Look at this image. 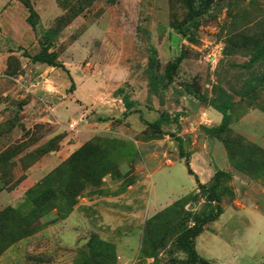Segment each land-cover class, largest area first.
I'll use <instances>...</instances> for the list:
<instances>
[{
	"label": "rangeland",
	"instance_id": "obj_1",
	"mask_svg": "<svg viewBox=\"0 0 264 264\" xmlns=\"http://www.w3.org/2000/svg\"><path fill=\"white\" fill-rule=\"evenodd\" d=\"M58 1L64 6L20 0L26 17L25 5L36 14L35 40L55 54L63 69L55 68L70 82L69 72L82 83V99L73 94L75 83L63 90L54 71L22 56L34 54L30 46L0 56V264H171L170 257L184 258L168 223L194 209L179 201L196 185L152 215L146 209L152 185L160 203L188 187L182 163L190 165V157L197 172L199 163L230 175L222 213L193 240L197 255L208 264H264V157L249 158L247 148L248 158L237 155V144L264 153L261 61L252 70L262 83L249 97L228 90L249 76V53L264 46V0H211L186 37L177 31L186 14L181 0H93L68 23L58 19L79 0ZM49 30L54 39L47 40ZM149 49L159 73L167 63L177 67L147 104L140 91H146ZM218 87L234 105L226 130L216 134L222 117L210 103ZM122 96L133 102L125 116ZM100 105L114 115L97 117ZM160 113L167 115L160 132L146 128ZM225 144L246 172L230 163ZM179 158L182 163L167 168ZM71 214L80 221H65ZM70 226L79 229L75 241L66 232Z\"/></svg>",
	"mask_w": 264,
	"mask_h": 264
},
{
	"label": "trees",
	"instance_id": "obj_2",
	"mask_svg": "<svg viewBox=\"0 0 264 264\" xmlns=\"http://www.w3.org/2000/svg\"><path fill=\"white\" fill-rule=\"evenodd\" d=\"M93 0H79L75 9L70 7V15H62L59 17L58 22L68 23L71 21L76 15L81 13L84 6H88ZM107 3H113L115 0H105ZM186 8V14L178 27V33L186 37V33L189 32L190 28L196 26L200 18L207 12V9L211 7V0H181ZM56 2L64 6L63 3L56 0ZM28 11V15L25 19V22L30 26V28L35 32V28L37 25V18L36 14L31 10L28 5H25ZM45 36L47 40H51L52 38L56 37L55 31L49 30L45 32ZM39 44V42H37ZM154 50H148V62L144 68V79L146 82V97L145 102L149 104L151 102V97L158 98L160 94V89L167 86L172 78L171 71L177 67L176 62L167 63L163 73H159L155 69L156 60L154 58ZM22 56L29 59L31 63H40L46 64L51 67H60L63 69L62 65L58 64L55 59V54L52 51H48L42 44H39V50L33 54L29 55L25 51L22 52ZM12 59V57H10ZM261 61V70L264 71V46L262 47H255L249 53L248 64L245 65V68L249 71V76L247 78L239 79L238 83L235 85L229 86L228 90L234 93L239 98L249 97L262 83V76H258L254 70H252L254 63ZM18 74L22 73L21 69L17 70ZM72 82L70 83V88L72 87ZM186 92L189 93V90L186 89ZM122 106L126 112H123L122 115L125 116L127 114V110H129L133 102L122 96L121 98ZM234 102L229 97L228 91L221 87H218V93L216 99L210 103V106L218 113L221 114L222 120L218 124L215 129L216 134L221 133L226 130V124L228 123V112L233 107ZM167 120V115L160 113L159 116L153 120L152 122L145 123L146 128L152 129L154 132H160V125ZM176 122V119L173 120ZM178 141V148L180 151L183 150L182 145ZM226 152L228 155V159L230 163L236 168L240 167L236 165L233 160L234 152L226 146ZM239 148L237 155L238 157H243V159L248 158V156L244 153V148L251 149L252 151L249 152L251 156L258 155L260 157H264V153L254 150L252 146L246 147L242 144H237ZM183 156H180L182 158ZM249 163V162H248ZM251 164V163H250ZM184 166L186 168V172L189 175L194 177L195 181V193H192L184 198L181 201L184 205L187 203H191L194 207L192 210H183V214L178 217L176 222H167L169 227L173 229L174 236H175V244L177 246V250L184 255L182 259H176L170 257L169 260L171 264H189V263H199V264H208L210 261L202 259L199 257L194 249L193 240L196 236L200 234L203 229V226L207 222L215 221L219 215L222 213V209L220 206V201L222 198L223 193L225 192V182L229 180L230 175L226 172L221 170H215L210 178L205 183H200L193 172L190 170L187 161L184 162ZM240 169L244 172L247 170L244 166L240 167ZM199 205L198 208H195ZM169 208L164 209L161 213L165 214ZM70 207L67 206L66 213H69ZM160 213V214H161ZM159 213L153 215L146 221V225H151L157 218L159 217ZM166 219H163L165 222ZM159 247H164V244H153ZM152 259L157 257V253L153 248L152 253L150 254ZM159 264V263H158Z\"/></svg>",
	"mask_w": 264,
	"mask_h": 264
},
{
	"label": "crops",
	"instance_id": "obj_3",
	"mask_svg": "<svg viewBox=\"0 0 264 264\" xmlns=\"http://www.w3.org/2000/svg\"><path fill=\"white\" fill-rule=\"evenodd\" d=\"M24 10H25V8L22 5V3L20 2V0H0V50L5 49V50L9 51L11 49H14L13 46L16 48H19V49H22V48L24 49V48H27L28 46H30L33 49L32 51L34 52V54L39 50V45H38L37 41L35 40V34H34L33 30L30 28V26L25 22L26 16H25ZM16 12H20L22 14V17H23L22 22H18V20L16 18V14H17ZM16 22H17V24H16ZM33 47H36L35 50ZM9 53L14 55V53L12 51H9L8 53H0V56L4 57V54L8 55ZM32 64H34V67H41V70L43 69L44 72H47L50 70L54 71V74H55L54 78H56L58 80L56 82H58L62 85L63 90L67 87V84L70 85L71 82L67 78L66 73L63 74L62 70H58L55 67H51V66H48L46 64H40V63H32ZM0 67H1V65H0ZM65 67H66V69H69V67H67V66H65ZM68 75H69L72 83H75V87H74V89H72L73 94L76 97H78L79 99H82V98H80V97H82L81 95L83 94V92H81L82 83L80 82V83L76 84V82H75L76 80H75V78L71 72H69ZM145 92L146 91L144 90V88H142V91H140V95H145ZM86 96L88 97V94H86ZM86 99H88V98H86ZM60 107H62V106H60ZM124 110L125 109L123 108V111ZM95 113H96L97 117L102 116L101 115L102 113H103V115H114L113 114L114 112L112 109L105 108L102 105H100L98 107V110ZM192 160H193L192 157H190V165L188 164L190 170L193 171V174L195 175V177L197 178V180L200 183H205L210 178V176L213 174V172L215 170L214 169L209 170L208 166H207V169L206 168L203 169L204 166H201L198 163V165L196 164V167L198 169V172H200V174L203 173V175L201 177L199 175V173L197 172V170H193V168L191 166ZM180 163H182V159L179 158V159H177V161H173V163L170 164V166H168L167 168H170L171 166L177 165ZM182 164L184 166V163H182ZM184 169L186 172L185 166H184ZM167 172H169V171L167 170L166 172H163L162 175L159 176L160 180L165 179V175H168ZM156 173H158V172L150 173L149 174L150 179ZM186 175L188 177L187 178L188 187L186 189H183V190L180 189L181 191L178 194H176L174 197H170L169 200L164 201L163 203H160L156 199L155 195H151V193H153V191H154L153 190L154 188L152 187L153 185L150 184V186L152 185L151 187H149V193H150L149 198L150 199L148 201L147 209H146L148 215H152L153 213L160 210L162 207L170 204L172 201H174L177 198H179L180 196L184 195L187 191H189L190 189H192L194 187V185H195L194 177L192 175H189L187 172H186ZM196 175H198V176H196ZM71 217H75L74 219L78 220V222L80 221V217L76 216L75 214H71L70 216H68L65 221L71 219ZM78 230L79 229L76 226L75 227L70 226L66 230V232L69 233L70 241L76 240L77 235H78ZM208 258H210V256Z\"/></svg>",
	"mask_w": 264,
	"mask_h": 264
},
{
	"label": "water",
	"instance_id": "obj_4",
	"mask_svg": "<svg viewBox=\"0 0 264 264\" xmlns=\"http://www.w3.org/2000/svg\"><path fill=\"white\" fill-rule=\"evenodd\" d=\"M214 112L221 118V114L220 113L216 112L215 110H214Z\"/></svg>",
	"mask_w": 264,
	"mask_h": 264
}]
</instances>
